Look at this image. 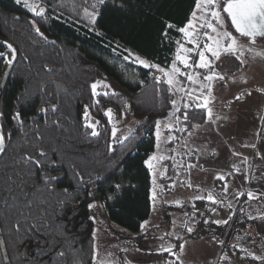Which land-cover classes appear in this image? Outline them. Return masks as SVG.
Here are the masks:
<instances>
[{"label": "trees", "instance_id": "obj_1", "mask_svg": "<svg viewBox=\"0 0 264 264\" xmlns=\"http://www.w3.org/2000/svg\"><path fill=\"white\" fill-rule=\"evenodd\" d=\"M40 2L45 12L35 16L22 1L0 0V37L18 51L0 97V230L10 264H93L90 202L99 201L108 220L131 233L150 215L151 174L144 161L154 151L155 124L168 115L173 93L153 79L156 69L136 57L168 69L183 37L176 28L187 23L195 0H105L94 23L85 8L92 12L96 0ZM168 23L176 27L166 38ZM0 51H7L2 44ZM5 68L0 60V80ZM98 80L108 87L94 96L91 85ZM184 105L178 115L191 131L205 110ZM109 109L116 119L137 120L124 138L112 137ZM86 110L97 136L85 127ZM17 112L22 127L13 119ZM38 148L47 153L40 169L23 160L25 154L38 156ZM45 176L57 179L45 186Z\"/></svg>", "mask_w": 264, "mask_h": 264}, {"label": "rangeland", "instance_id": "obj_2", "mask_svg": "<svg viewBox=\"0 0 264 264\" xmlns=\"http://www.w3.org/2000/svg\"><path fill=\"white\" fill-rule=\"evenodd\" d=\"M29 3L38 6L37 11L44 8L40 0H29ZM184 41L183 36L180 42ZM241 42H245L243 38ZM185 46L192 47L191 44ZM253 47L257 51L264 50V39L258 38ZM194 58L199 59L198 56ZM242 59L246 62L243 66L232 56H222V63L215 62L216 70L225 79L211 82L208 106L212 109V116L209 118L207 109L203 108L204 120L191 131L177 122L179 115L175 109L192 100L189 90H194L195 96H199L201 91L207 95V90L201 89L202 83H209L203 80L207 70L186 69L177 62L181 71L191 72L194 77L199 74V78L195 84L183 76L177 78L183 82L184 90H173L176 105H171L169 113L175 111V115L168 113L159 120V139L155 124V148L150 155L163 156L164 159L154 160L153 168L149 169L151 197L153 192L157 194L155 201L151 199L149 223L144 230L140 228L139 233L133 234L109 221L99 201L90 202L94 207H88V212L95 231L91 250L93 256V245H96L99 262L247 264L248 261L252 264L254 261L264 264V261L254 260L248 255H264V120L261 119L264 117V92L257 91L264 89V58H253L246 52ZM156 77H162V73L157 71ZM98 81L102 83L98 84L96 92L104 90L107 85L103 80ZM249 91L251 95L246 94ZM241 93L245 94L236 100L235 97ZM197 102L202 104L203 100ZM107 116L115 139L127 136L137 123L132 118L116 119L111 111ZM84 119L96 130V121L88 110ZM113 129L116 130L115 136ZM168 137L172 139L168 140ZM234 152L239 155H234ZM190 155L194 158L189 159ZM184 165L186 167L182 169ZM174 171L176 175L172 177ZM220 175L224 176L223 180L217 179ZM189 183L192 187L188 186ZM225 184L227 192L223 187ZM209 192L220 202L214 204L209 201ZM248 192L257 198L250 200ZM197 196L203 199H196ZM199 201H203V205L198 206ZM218 220H227L228 223H215ZM188 227L194 228L191 235L187 232ZM180 244L185 245L183 252ZM169 247L175 255L162 251Z\"/></svg>", "mask_w": 264, "mask_h": 264}, {"label": "snow or ice", "instance_id": "obj_3", "mask_svg": "<svg viewBox=\"0 0 264 264\" xmlns=\"http://www.w3.org/2000/svg\"><path fill=\"white\" fill-rule=\"evenodd\" d=\"M16 3H21V0H16ZM105 0H96V3L91 7L93 9L92 12H88V9L85 8V13L89 16L91 21L94 23L97 15V5H103ZM24 4L28 7L29 11H31L35 16H41L44 14L45 9L40 7L37 11L38 6H34L29 3V0H24ZM176 26L168 23L166 25L165 32L163 35L167 38L168 30L175 28ZM234 30V31H233ZM176 31L182 33L185 37V41L183 43L177 41L178 48L177 54L170 65L169 69L161 68L157 64H152L146 60L140 59L137 57L138 63L143 65L145 68H153L162 73V77H153L157 84L166 83L168 87V92L173 93L175 91H183L181 81H178V77L183 76L187 81L195 84L197 79L199 78V74L194 77L191 72H183L181 68L177 66V62L182 64L186 69H205L207 73L203 75V80L208 81L207 85L201 84V89L207 90V95H205L204 91H201L199 96L193 95L194 90H189L188 94L192 97L190 103H186L184 105L185 109L190 108H205L207 109V113L209 118L212 116V109L209 105V98L212 94V84L213 80H224L225 76L216 70L217 65L216 61H221L222 56H232L236 61H239L240 65L243 66L246 62L242 57H244L245 53H249L253 56V58L259 56L264 58V50L257 51L254 49V45L257 43L258 38L264 39V0H195L193 10L191 11L187 23L183 27L176 28ZM39 32V29H37ZM238 34V35H237ZM244 39L245 42H241V39ZM203 41V43H201ZM185 44H191L192 47H186ZM4 46L7 51H0V60L4 62L6 67L11 68L14 64V61L17 58L18 51L13 47L12 44L4 42ZM194 54L193 56H189V54ZM198 56V60L194 57ZM127 59V57H125ZM191 60V63L189 62ZM247 82V81H245ZM102 82L97 81L91 85L93 90V95L96 96L97 86ZM105 87H108L105 85ZM257 91L264 92V89H257ZM161 90L157 89V96H160ZM245 93H241L236 96L235 99L239 100ZM247 95H251V91L246 93ZM104 95H108V93H104ZM116 95V93H113ZM170 99V103L175 106L176 101L174 99ZM203 100V103H198L197 101ZM98 102V101H97ZM129 105L126 103L125 108ZM52 110H56V106H52ZM41 112L46 111V109L41 108ZM110 109L105 113L106 115L110 113ZM175 111H180V109H175ZM174 112H170L169 115H175ZM87 114V113H86ZM13 119L18 121L23 126V121L20 118V113L17 112L14 114ZM181 117H177L176 120L179 122ZM183 121H189V113L188 111L183 112L182 116ZM264 120V117L261 118ZM207 122V121H206ZM85 127L92 128L91 131L92 136H97L99 133L95 130L94 125L86 124ZM157 127V138L160 137L159 129L161 127L160 121H156ZM166 128H170L169 125H165ZM193 128L199 127V125H192ZM115 129H113V136H115ZM40 139V137H37ZM172 139V137H168V140ZM167 142V141H165ZM4 143L5 136L0 133V152L4 151ZM249 146V145H245ZM251 147H255V145H250ZM159 148V144L157 145ZM38 156H32L31 154H25L23 160L26 164H31L34 168L40 169L44 167L45 160L41 158H46L47 153L42 149H37ZM234 155H239V153H233ZM257 155H260L257 153ZM264 158V157H262ZM163 156L150 155L148 159L144 161V164L149 168H153L154 160H163ZM247 157H245V161ZM53 165L55 161L51 162ZM78 175V174H77ZM57 177H43L45 186H50L53 181H55ZM219 180H223L224 176L220 175L217 177ZM155 184V180H153ZM189 187H192L191 183L188 184ZM121 186L119 184L116 185V188L119 189ZM198 187V186H197ZM225 192H227V185L224 186ZM39 191V188L36 189ZM49 191L52 189L49 187ZM67 191V190H65ZM23 195L27 196L28 193L24 192ZM91 195V193L89 194ZM248 198L256 199L257 197L252 193H247ZM157 194L153 192L151 199L155 201ZM111 199V197H109ZM196 199H203V197L197 196ZM207 199L212 203H219L216 198L213 196L211 192H209ZM32 203L26 202L25 207L31 208ZM89 209H92L94 205L90 203L88 205ZM230 207V205H229ZM231 217H229L230 219ZM250 219L252 217H249ZM92 219V217H90ZM207 222V221H206ZM149 223V221L145 220L140 224L141 230L145 229V226ZM217 224H227V220H218L215 221ZM19 222L17 223V230H19ZM194 231V228L188 227L187 232L189 235ZM93 236L95 237V231H93ZM185 245L180 244V251L183 252ZM162 251L169 253L170 255H175L172 252L171 247L163 248ZM254 260L264 261V255H255L252 253H248ZM58 256L63 258L65 256L64 252L58 253ZM178 258V257H177ZM179 259V258H178ZM93 264H102V262L98 261V253L96 250V245H93V256H92Z\"/></svg>", "mask_w": 264, "mask_h": 264}, {"label": "water", "instance_id": "obj_4", "mask_svg": "<svg viewBox=\"0 0 264 264\" xmlns=\"http://www.w3.org/2000/svg\"><path fill=\"white\" fill-rule=\"evenodd\" d=\"M4 42L10 43L6 39H3V38L0 37V44L4 45ZM15 62H16V60L14 61V64H15ZM14 64H13V66H14ZM13 66L11 68L6 67L5 68V71H4L3 75H2V78L0 80V97H1L2 92H3V90H4L5 86H6L8 77H9V75L11 73V70H12ZM0 133L3 134L1 123H0ZM4 148H5V143H4ZM2 154H3V151L0 152V157H1ZM0 251H1L2 259H3V263L4 264H10V261H9L8 255H7V251H6V248H5V244H4V240H3V236H2L1 230H0Z\"/></svg>", "mask_w": 264, "mask_h": 264}, {"label": "crops", "instance_id": "obj_5", "mask_svg": "<svg viewBox=\"0 0 264 264\" xmlns=\"http://www.w3.org/2000/svg\"><path fill=\"white\" fill-rule=\"evenodd\" d=\"M177 52V51H176ZM177 54V53H176ZM141 231V230H140ZM139 233V232H138ZM133 234H137V233H133ZM217 246H219L218 244H216V247ZM219 248V247H218ZM216 249V248H215ZM206 252H208L209 253V251H206ZM215 252H216V250H215ZM210 254V253H209ZM211 256H215V254H211ZM252 264H256V262H254V261H252L251 262ZM175 264H178V261H175ZM247 264H248V261H247Z\"/></svg>", "mask_w": 264, "mask_h": 264}]
</instances>
